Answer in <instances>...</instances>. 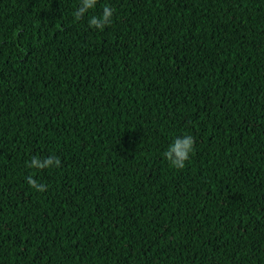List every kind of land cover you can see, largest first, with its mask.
I'll return each instance as SVG.
<instances>
[{
  "label": "trees",
  "instance_id": "trees-1",
  "mask_svg": "<svg viewBox=\"0 0 264 264\" xmlns=\"http://www.w3.org/2000/svg\"><path fill=\"white\" fill-rule=\"evenodd\" d=\"M78 4L0 0V264H264V0Z\"/></svg>",
  "mask_w": 264,
  "mask_h": 264
},
{
  "label": "clouds",
  "instance_id": "clouds-1",
  "mask_svg": "<svg viewBox=\"0 0 264 264\" xmlns=\"http://www.w3.org/2000/svg\"><path fill=\"white\" fill-rule=\"evenodd\" d=\"M98 0H79L77 8L72 13L73 22H79L85 18L91 9H94ZM115 9L110 5H104L101 15L90 16L88 18V26L93 29L103 31L106 26L111 25L113 21ZM195 148V140L191 135H184L178 137L168 146L163 153L164 159L174 169H183L186 162L190 159L191 154ZM61 161L59 157H47L41 159L33 156L30 162H26V167L31 169L43 170L51 167H60ZM27 184L36 192L43 193L47 191V185L38 182L32 176L26 178Z\"/></svg>",
  "mask_w": 264,
  "mask_h": 264
}]
</instances>
